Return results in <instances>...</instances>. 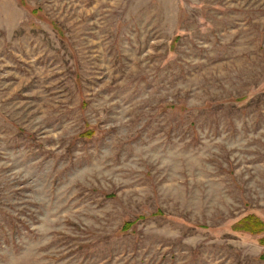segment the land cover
Instances as JSON below:
<instances>
[{
	"label": "rangeland",
	"instance_id": "1",
	"mask_svg": "<svg viewBox=\"0 0 264 264\" xmlns=\"http://www.w3.org/2000/svg\"><path fill=\"white\" fill-rule=\"evenodd\" d=\"M264 0H0V264H264Z\"/></svg>",
	"mask_w": 264,
	"mask_h": 264
},
{
	"label": "trees",
	"instance_id": "2",
	"mask_svg": "<svg viewBox=\"0 0 264 264\" xmlns=\"http://www.w3.org/2000/svg\"><path fill=\"white\" fill-rule=\"evenodd\" d=\"M235 230L244 231L250 234H263L260 242L264 245V224L253 218L252 215L243 219L238 225H235Z\"/></svg>",
	"mask_w": 264,
	"mask_h": 264
}]
</instances>
